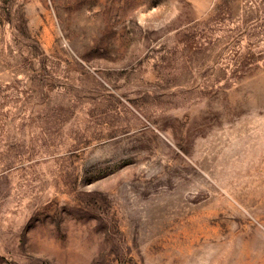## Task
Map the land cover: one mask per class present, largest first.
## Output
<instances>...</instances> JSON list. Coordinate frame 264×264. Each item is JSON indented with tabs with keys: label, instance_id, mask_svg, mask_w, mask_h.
Wrapping results in <instances>:
<instances>
[{
	"label": "rangeland",
	"instance_id": "374dc122",
	"mask_svg": "<svg viewBox=\"0 0 264 264\" xmlns=\"http://www.w3.org/2000/svg\"><path fill=\"white\" fill-rule=\"evenodd\" d=\"M0 264H264V0H0Z\"/></svg>",
	"mask_w": 264,
	"mask_h": 264
}]
</instances>
